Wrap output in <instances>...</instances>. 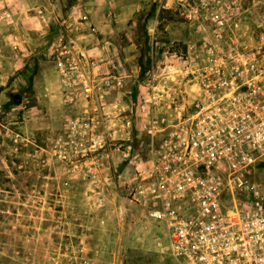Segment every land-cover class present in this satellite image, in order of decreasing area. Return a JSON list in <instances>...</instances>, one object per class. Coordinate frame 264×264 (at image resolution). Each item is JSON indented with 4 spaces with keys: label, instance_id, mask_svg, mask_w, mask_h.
<instances>
[{
    "label": "rangeland",
    "instance_id": "1",
    "mask_svg": "<svg viewBox=\"0 0 264 264\" xmlns=\"http://www.w3.org/2000/svg\"><path fill=\"white\" fill-rule=\"evenodd\" d=\"M9 2L0 0V264H171L155 223L127 198L147 137L133 121L126 128L123 116L132 120L136 75L149 62L151 37L160 45L188 36L178 0H18V10ZM47 18L74 19L82 33L113 41L82 37L84 49L108 46L103 61L83 54L96 63V82L126 74L122 92L69 103L43 48ZM102 24L108 29H95ZM76 116L89 123L84 137L93 117L101 121L96 133L112 139L81 156L75 142L83 132L68 127Z\"/></svg>",
    "mask_w": 264,
    "mask_h": 264
},
{
    "label": "built area",
    "instance_id": "2",
    "mask_svg": "<svg viewBox=\"0 0 264 264\" xmlns=\"http://www.w3.org/2000/svg\"><path fill=\"white\" fill-rule=\"evenodd\" d=\"M175 5L188 36L160 45L151 37L132 120L123 116L147 137L127 198L155 223L171 264H264V0ZM61 47L53 59L69 103L122 92L126 74L96 82V63ZM91 119L88 138L87 121L69 120L70 133L83 132L81 156L107 137Z\"/></svg>",
    "mask_w": 264,
    "mask_h": 264
},
{
    "label": "crops",
    "instance_id": "3",
    "mask_svg": "<svg viewBox=\"0 0 264 264\" xmlns=\"http://www.w3.org/2000/svg\"><path fill=\"white\" fill-rule=\"evenodd\" d=\"M12 1L14 2H9L12 10L21 9L18 0H12ZM34 21L36 20H33V22ZM43 24L44 25H42V27H45L43 33H47V39H48L47 41H45L43 48L44 50L47 51V53H49V55L52 58H54V56H57L58 51L61 52V50L64 49L63 47H61L62 45L65 46V49H67L70 56H77L80 53H83V51H85V54L95 57L100 61H103L106 58V56H108V54L104 50V48L108 49V46L100 47L96 45L97 47L93 46L92 48L90 47L89 49L86 48L84 49L82 45V39H83L82 37H89L87 39H89V43L91 44L100 43L101 40H104L105 42L112 44L113 41H109L106 38L107 37L106 35L100 37L99 34L97 33L90 34L89 31L82 33L80 23L78 21H75L74 19L59 20L54 18H47L46 20L43 21ZM35 25H37V23ZM101 26L105 27V29H103ZM101 26L96 25L95 29H100V31H105L106 29H108L107 24L105 25L102 24ZM109 30L111 32H114L113 26L109 27ZM60 42L62 43L61 45H59ZM55 72L57 74V71ZM52 84L54 86L53 82L51 83V86Z\"/></svg>",
    "mask_w": 264,
    "mask_h": 264
},
{
    "label": "water",
    "instance_id": "4",
    "mask_svg": "<svg viewBox=\"0 0 264 264\" xmlns=\"http://www.w3.org/2000/svg\"><path fill=\"white\" fill-rule=\"evenodd\" d=\"M12 97H13V100H14L15 104H19L20 103L21 97H20V95L18 93L12 94Z\"/></svg>",
    "mask_w": 264,
    "mask_h": 264
},
{
    "label": "trees",
    "instance_id": "5",
    "mask_svg": "<svg viewBox=\"0 0 264 264\" xmlns=\"http://www.w3.org/2000/svg\"><path fill=\"white\" fill-rule=\"evenodd\" d=\"M144 69H145V67H143V68L141 69L140 73H143Z\"/></svg>",
    "mask_w": 264,
    "mask_h": 264
}]
</instances>
